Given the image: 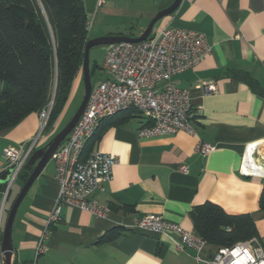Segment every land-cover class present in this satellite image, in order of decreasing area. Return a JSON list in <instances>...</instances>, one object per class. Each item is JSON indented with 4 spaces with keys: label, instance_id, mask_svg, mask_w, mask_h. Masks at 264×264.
Returning <instances> with one entry per match:
<instances>
[{
    "label": "crops",
    "instance_id": "obj_1",
    "mask_svg": "<svg viewBox=\"0 0 264 264\" xmlns=\"http://www.w3.org/2000/svg\"><path fill=\"white\" fill-rule=\"evenodd\" d=\"M108 2L112 4L106 6ZM173 2L103 0L99 5L98 0H84L88 21L97 19L103 9L107 18L133 24L126 27L131 34L89 36H140L154 16ZM165 26L203 32L211 48L197 66L172 78L192 96L196 133L140 137L137 131L148 120L139 111L101 120L91 152L117 156L106 191L95 195L108 207L107 215L64 206L61 220L49 225L59 190L51 160L16 215L13 264H31L41 242L45 249L38 255V264H199L192 250L179 251L169 236L134 227L133 222L155 214L194 231L190 212L208 201L229 213H254L259 235H264V213L259 211L264 188V0H182L172 14L155 24L153 33ZM82 75L81 69L72 83L74 91L79 90ZM104 76L102 71L100 78ZM209 82L216 85L213 93L206 92ZM69 107L70 98L38 147L64 127ZM39 127L40 116L34 111L0 133V174L6 165L5 146L30 140ZM200 142L215 148L202 156L197 151ZM181 165H187L188 171H182ZM16 180L11 205L25 183L21 177ZM4 192L0 186L3 221L12 189L6 199ZM116 228L121 230L118 237L101 241ZM215 250L209 245L206 254Z\"/></svg>",
    "mask_w": 264,
    "mask_h": 264
},
{
    "label": "built area",
    "instance_id": "obj_2",
    "mask_svg": "<svg viewBox=\"0 0 264 264\" xmlns=\"http://www.w3.org/2000/svg\"><path fill=\"white\" fill-rule=\"evenodd\" d=\"M102 3L103 0H98L99 5ZM92 24L93 20L86 23L88 33ZM210 50L203 32L171 26L157 30L140 42L110 45L102 66L105 76L93 85L81 118L52 156L54 178L59 190L48 218L49 225L61 220L64 206L86 210L96 216H106L109 211L95 195L106 191L113 178L117 156L101 150H94L85 158L83 156L87 142L94 137L101 120L135 109L148 120L137 131L140 137L165 136L178 131L196 133L192 96L188 89L174 84L172 78L197 66ZM205 89L213 93L217 88L215 83L209 82L205 84ZM53 102L54 96L39 114L40 127L30 140L8 144L3 150L6 165L2 172L14 166L6 183L5 199L29 157L46 136L45 128ZM214 148L207 142L197 145V151L202 156L208 155ZM179 168L188 171L187 165ZM2 221L3 209L0 213V264H5ZM133 225L169 236L177 250H192V256L199 264H264V235L220 248L208 256L209 244L203 236L159 215L136 218ZM37 249L36 255L44 251L42 242Z\"/></svg>",
    "mask_w": 264,
    "mask_h": 264
},
{
    "label": "trees",
    "instance_id": "obj_3",
    "mask_svg": "<svg viewBox=\"0 0 264 264\" xmlns=\"http://www.w3.org/2000/svg\"><path fill=\"white\" fill-rule=\"evenodd\" d=\"M87 21L84 0H0V133L34 111L40 114L53 96L45 131L54 127L83 66L85 46L91 39ZM243 77L253 83L249 76ZM94 140L87 142V155ZM31 171L24 167L19 177L25 182ZM259 211L264 213V188ZM190 216L194 231L216 250L260 236L254 213H229L208 201L194 207ZM120 234L119 228L113 229L101 241Z\"/></svg>",
    "mask_w": 264,
    "mask_h": 264
},
{
    "label": "water",
    "instance_id": "obj_4",
    "mask_svg": "<svg viewBox=\"0 0 264 264\" xmlns=\"http://www.w3.org/2000/svg\"><path fill=\"white\" fill-rule=\"evenodd\" d=\"M182 0H174L170 6L160 10L157 15L151 20L145 31L137 37L117 35V36H100L94 37L87 41L85 46L84 60L82 66L84 86H85V95L84 98L71 117L67 124L44 146L38 147L29 157L28 161L25 164V168H32L30 175L22 186L20 192L14 199L11 207L7 209V219L5 225H3V237H2V251L5 257V264H13V255L15 252L14 242H13V228L16 215L18 213L19 207L24 198L26 197L28 191L40 176L42 171L45 169L47 164L52 160V156L55 151L60 148L59 146L65 141L72 129L75 127L79 119L81 118L83 112L86 109L88 100L90 98L92 89H93V78L96 73L98 63L95 61L91 64L90 61V50L95 45H112L115 43L121 42H140L146 40L152 33L155 27V24L162 19L164 16L172 14ZM14 166L8 167L0 174V185H5L10 178V175L13 171Z\"/></svg>",
    "mask_w": 264,
    "mask_h": 264
},
{
    "label": "rangeland",
    "instance_id": "obj_5",
    "mask_svg": "<svg viewBox=\"0 0 264 264\" xmlns=\"http://www.w3.org/2000/svg\"><path fill=\"white\" fill-rule=\"evenodd\" d=\"M109 4H112V3L108 2V3H106V6L109 5ZM102 12H103V9H100L97 19L93 20V18H90L91 20H93L92 28H91V30L89 32V34L92 37L94 36V33L96 34V33H109V32H111L113 35L114 34H118L120 32L127 33V34H131L132 33L131 30H128V28H126V27L127 26L131 27L133 24H120V22H117L118 19H116V17H114L113 19H109L106 16L102 15ZM100 36H111V34L110 35L109 34L108 35H102L101 34ZM100 36H98V37H100ZM109 47H110V45H108V44L107 45H95L90 50V61H91V64H93V62L96 61L98 63V65H99V68L96 69L97 71H96L95 77H94V82L95 83L102 76V70L101 69H102V66H103V63H104L105 53H106V51H107V49ZM81 80H82L81 81V86H80L78 91H74L73 84H72L71 91L69 93L70 97H68V100L70 98V107L68 109V113H67L66 117L64 118V120L62 122V126H65L67 124V122L71 119V117L74 115V113L76 112V110L78 109V107L80 106V104H81V102H82V100L84 98L85 86H84L83 75H82ZM18 182L19 181L16 180L11 186L12 187L11 188L12 189V194H11L10 200L7 203L6 211H7V209L10 208L12 199L16 195V192H17V189H18ZM5 213H6V215L4 217L3 225H5L6 219H7V215H8L7 212H5ZM14 237H15V235H14V228H13V242H14ZM33 257L34 258H33V261H32L31 264H38V262H37L38 255L35 254Z\"/></svg>",
    "mask_w": 264,
    "mask_h": 264
}]
</instances>
